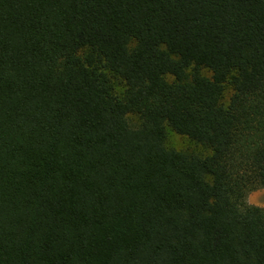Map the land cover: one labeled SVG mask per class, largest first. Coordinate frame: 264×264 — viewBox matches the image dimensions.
Here are the masks:
<instances>
[{"label":"trees","instance_id":"obj_1","mask_svg":"<svg viewBox=\"0 0 264 264\" xmlns=\"http://www.w3.org/2000/svg\"><path fill=\"white\" fill-rule=\"evenodd\" d=\"M259 189L264 0H0V264H264Z\"/></svg>","mask_w":264,"mask_h":264},{"label":"rangeland","instance_id":"obj_2","mask_svg":"<svg viewBox=\"0 0 264 264\" xmlns=\"http://www.w3.org/2000/svg\"><path fill=\"white\" fill-rule=\"evenodd\" d=\"M167 145L176 150L193 152H198L200 150V148H198L188 139L176 135L171 131H168L167 134ZM246 202L250 205H254L261 208L264 212V189H259L250 192L246 197Z\"/></svg>","mask_w":264,"mask_h":264}]
</instances>
